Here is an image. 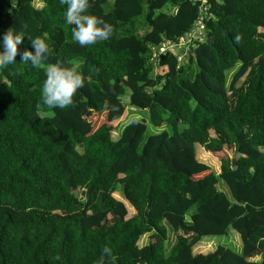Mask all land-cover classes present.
<instances>
[{
	"label": "trees",
	"instance_id": "trees-1",
	"mask_svg": "<svg viewBox=\"0 0 264 264\" xmlns=\"http://www.w3.org/2000/svg\"><path fill=\"white\" fill-rule=\"evenodd\" d=\"M206 1L205 40L179 63L150 48L190 31V0H90L115 31L85 47L60 0H0V42L24 32L22 53L41 37L45 64L85 77L72 105L48 109L44 67L18 54L0 70V264H100L106 247L105 264H264V0ZM127 107L144 118L113 140ZM80 108L105 122L92 130ZM146 122L166 129L146 137ZM196 145L234 158L215 173ZM230 228L239 253L194 250Z\"/></svg>",
	"mask_w": 264,
	"mask_h": 264
},
{
	"label": "clouds",
	"instance_id": "clouds-1",
	"mask_svg": "<svg viewBox=\"0 0 264 264\" xmlns=\"http://www.w3.org/2000/svg\"><path fill=\"white\" fill-rule=\"evenodd\" d=\"M66 5L65 22L73 26L72 37L81 47L94 45L110 39L115 31L112 24L103 18L89 14L92 7L90 0H60ZM24 32L17 33L9 28L2 37L3 50L0 51V70L16 62L19 54L23 63H30L34 68L44 67L46 79L41 88V104L48 109H64L73 104V98L78 90L85 86V77L78 71L77 66L66 67L60 62L45 64V60L52 54V49L45 39H32L34 51L18 52V45L24 40ZM40 104L37 108H40ZM105 257L115 261L109 248H104L100 264H105Z\"/></svg>",
	"mask_w": 264,
	"mask_h": 264
},
{
	"label": "rangeland",
	"instance_id": "rangeland-1",
	"mask_svg": "<svg viewBox=\"0 0 264 264\" xmlns=\"http://www.w3.org/2000/svg\"><path fill=\"white\" fill-rule=\"evenodd\" d=\"M238 66L231 69L226 74V80L230 79V77L233 75V73L237 70ZM126 90V89H125ZM129 94V90H126L125 95L122 97V102L127 103V97ZM83 106V105H82ZM81 106V107H82ZM78 117L85 120L88 125L92 128V130H95L97 127H99L101 124L105 122V116L104 114H95L92 112H89L86 108H80L77 111ZM80 118V119H81ZM144 118V115L142 112L135 111L134 109H130L127 107L126 113L124 116L116 122V124L112 125L113 130L111 131V138L113 140H117L122 128L131 121H141ZM147 124V131H146V137L152 134H157L162 132L166 129V125H163L159 128L151 126L148 122ZM197 149V158L201 161L207 164L210 167V170L218 173L220 170V162L225 159H233L234 158V151L232 148H227L224 151L217 152V153H211L206 152L203 147H200L196 145ZM218 187L221 188L222 191H225L224 187H221L218 185ZM117 193L115 195L116 198L120 197V194ZM132 213V211H131ZM262 217L259 218V222L262 221ZM142 243L147 242V237H144ZM223 246L225 248H229L230 250L239 253L241 250V243L238 234L233 230L229 229L228 232L223 236H208L203 237L201 242L198 244V246L194 249L196 252L200 253H208L211 251H214L216 247ZM255 260H258V258H255Z\"/></svg>",
	"mask_w": 264,
	"mask_h": 264
},
{
	"label": "built area",
	"instance_id": "built-area-1",
	"mask_svg": "<svg viewBox=\"0 0 264 264\" xmlns=\"http://www.w3.org/2000/svg\"><path fill=\"white\" fill-rule=\"evenodd\" d=\"M190 1L193 4H197L199 10V16L196 18L194 26L191 27L185 36L179 38L177 42L165 39L160 47L151 46V59H158L170 53L176 55L177 60L181 63L185 56L195 50L197 45L205 40L204 19L213 18V14L210 12V6L206 0ZM173 11L175 12L176 10L174 9Z\"/></svg>",
	"mask_w": 264,
	"mask_h": 264
},
{
	"label": "water",
	"instance_id": "water-1",
	"mask_svg": "<svg viewBox=\"0 0 264 264\" xmlns=\"http://www.w3.org/2000/svg\"><path fill=\"white\" fill-rule=\"evenodd\" d=\"M145 32H146V31L144 30V31L142 32V35H144V34H145Z\"/></svg>",
	"mask_w": 264,
	"mask_h": 264
}]
</instances>
